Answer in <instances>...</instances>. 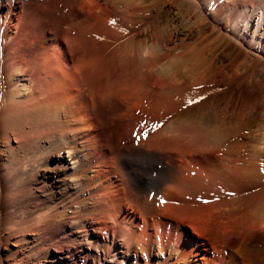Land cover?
<instances>
[{"label": "bare ground", "instance_id": "6f19581e", "mask_svg": "<svg viewBox=\"0 0 264 264\" xmlns=\"http://www.w3.org/2000/svg\"><path fill=\"white\" fill-rule=\"evenodd\" d=\"M2 1L0 264H264V0Z\"/></svg>", "mask_w": 264, "mask_h": 264}, {"label": "rangeland", "instance_id": "374dc122", "mask_svg": "<svg viewBox=\"0 0 264 264\" xmlns=\"http://www.w3.org/2000/svg\"><path fill=\"white\" fill-rule=\"evenodd\" d=\"M3 2V10H6L7 9V0H3L2 1ZM152 3H154V2H152ZM156 3V2H155ZM159 3H157V5H158ZM5 6V7H4ZM20 11V8H19V6L17 5V7H16V9H15V12H19ZM164 13V14H163ZM175 13H169V12H167V13H165V12H161L160 13V15L158 16V18L160 19L161 18V22L159 21V19H157L158 20V22L160 23V24H162V23H164V24H168V23H175V22H177V20H175V18H176V16L174 15ZM170 15H171V18H170ZM163 16V17H162ZM165 16V17H164ZM164 18V19H163ZM167 18V20H165ZM164 21H163V20ZM169 19H171V20H169ZM173 20V21H172ZM166 21V22H165ZM49 34V33H48ZM46 34V39L47 38H49V37H51V35L49 34ZM188 231H189V233L191 234V229H188ZM191 236H192V234H191ZM60 238H61V236H57V237H55V240H60ZM49 250H51V253H53L54 251H53V247L52 248H49ZM54 254V253H53ZM65 260H66V262H67V264H73L72 263V261L69 259V258H65ZM87 262L85 261V259L82 257L81 258V256L80 255H77V257H76V261H75V263L74 264H86Z\"/></svg>", "mask_w": 264, "mask_h": 264}]
</instances>
